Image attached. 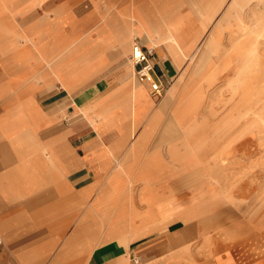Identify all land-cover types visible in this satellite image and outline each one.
<instances>
[{
  "label": "crops",
  "instance_id": "1",
  "mask_svg": "<svg viewBox=\"0 0 264 264\" xmlns=\"http://www.w3.org/2000/svg\"><path fill=\"white\" fill-rule=\"evenodd\" d=\"M160 1L98 0L91 20H48L38 54L35 33L0 28V264H264L223 230L179 221L227 201L179 172L216 162L178 137L203 117L215 136L229 105L236 121L244 103L257 109L258 0L209 14V0H167L183 4L167 18ZM134 42L153 49L160 96L135 74Z\"/></svg>",
  "mask_w": 264,
  "mask_h": 264
},
{
  "label": "rangeland",
  "instance_id": "2",
  "mask_svg": "<svg viewBox=\"0 0 264 264\" xmlns=\"http://www.w3.org/2000/svg\"><path fill=\"white\" fill-rule=\"evenodd\" d=\"M91 1L96 3L98 0H0V28H2L1 31L7 32L13 30L23 34L35 33L34 39L38 54V47L44 44L45 22L48 20H91L92 6L88 4ZM257 4H259V14L264 17V0H258ZM202 5L201 3L199 8L203 7ZM101 6L106 10L107 2ZM254 22V29L252 30V26L249 25V30L250 35L254 37V46L258 41L260 48V95H258L257 109L254 106L252 111L250 105L247 106L244 103L245 111L239 114V118L243 119L242 124L239 122L241 118L237 120L238 122L235 120L233 105L228 106V114L224 118V110L220 109L217 116L221 113L222 119L218 120L217 125L209 131L215 133V136L202 135L204 140L196 147L200 148L198 154L201 156L211 153L210 157L216 164L227 163L226 170L229 180L233 183L238 182L233 197L241 203L232 208L230 198H227V201L217 209L218 213L220 210L223 211L221 213L223 218H227V222L219 229L229 235L242 234V248L248 245L250 247L259 246L264 250V20H254ZM243 26L246 27V25ZM48 27L52 29L57 26L54 24ZM39 57L37 55V59ZM4 63L7 70L11 68L6 60ZM195 122L206 124L207 119L203 117L202 120H195ZM206 125L202 132L206 130L205 128H209V124ZM235 157L238 162L233 159ZM206 186H200L199 193H214L222 190L218 185ZM194 240H192V245Z\"/></svg>",
  "mask_w": 264,
  "mask_h": 264
},
{
  "label": "bare ground",
  "instance_id": "3",
  "mask_svg": "<svg viewBox=\"0 0 264 264\" xmlns=\"http://www.w3.org/2000/svg\"><path fill=\"white\" fill-rule=\"evenodd\" d=\"M165 1L167 0H162L160 1V3L162 4V6H160V8L158 9V12L164 15V18H167L166 16L168 15V17H170L172 14L177 13L181 8H182V3H174L173 7H169L168 3H166ZM175 1V0H174ZM222 0H209L208 1V5L207 7L205 6V4H203L202 6L204 7H200L198 8L199 11H203L205 10L206 13H213L218 9V6L220 5ZM171 2V1H170ZM204 2V1H203ZM172 3V2H171ZM89 5H97V3L95 2H89ZM159 4V3H157ZM158 6V5H157ZM102 7V6H101ZM167 7H169L167 9ZM191 11V10H190ZM206 50V49H205ZM17 68V67H15ZM36 108V107H35ZM37 109V108H36ZM11 112V111H10ZM35 112V111H34ZM37 112V111H36ZM4 113V112H3ZM4 115V114H3ZM8 117V116H7ZM1 118V117H0ZM3 118V116H2ZM5 118V117H4ZM7 120V119H6ZM21 121V120H19ZM2 122V120H1ZM2 124V123H1ZM207 124V123H206ZM206 124L202 123V122H193L191 123L189 126H187L186 128H184V130H181L179 141H183L184 144H188V146H190L191 148H193V150H195L196 152V158L195 160H198L200 158V154H198V146L203 140V136L201 135L202 130H204V127L207 126ZM21 125V124H20ZM25 125V123H24ZM2 126V125H0ZM19 126V125H18ZM28 126V124H27ZM34 126V125H33ZM5 127V126H4ZM7 127V126H6ZM12 128V127H11ZM206 129V128H205ZM9 130V129H8ZM177 130L174 131V134L177 135ZM194 133V136L192 135ZM247 133V132H246ZM244 133H242L243 135ZM29 136V135H28ZM176 137V136H175ZM30 140V138H29ZM33 142V141H32ZM35 144V143H34ZM32 145V144H31ZM230 147V146H229ZM200 151V150H199ZM205 152V151H204ZM223 155V153H222ZM221 156V155H219ZM222 157V156H221ZM220 157V158H221ZM225 157V156H224ZM223 157V159H224ZM220 158H219V162H220ZM228 158V157H227ZM235 159V161L238 162V160H236L237 158H233ZM186 160V159H185ZM191 160V158L189 159ZM218 162V163H219ZM226 162V161H225ZM234 162V161H233ZM168 163V162H167ZM171 163V162H170ZM225 163L222 164H216L215 167H212L211 169H200V168H195V169H191L189 167H184L182 169H180V173L184 174V173H188L190 177V181H194V182H199L201 180V178L203 179H209L211 181H213L215 183V185H218L219 187L222 188L221 192L225 193L226 198H230V203L232 204L230 207L235 208L237 206L238 203H241L240 201H236L233 197V192L234 190H236V181L235 183L231 182L229 180V174L227 173L226 167H222ZM222 165V166H220ZM238 167V166H237ZM173 169V168H172ZM234 177V176H233ZM235 178V177H234ZM246 180V178H245ZM244 180V181H245ZM193 184V183H191ZM188 185V184H186ZM185 185V186H186ZM241 185V184H240ZM239 185V186H240ZM179 186V185H178ZM181 187H183L184 185H180ZM206 186V185H205ZM145 189H147L149 186L145 185L144 186ZM133 188V187H132ZM178 188V187H177ZM207 189V186H206ZM205 190V189H204ZM203 190V192H204ZM206 192V191H205ZM198 194V193H197ZM200 195L203 193H199ZM205 194V193H204ZM256 194V193H255ZM257 195V194H256ZM201 197V196H200ZM222 198H224L223 196H221ZM198 198V197H197ZM212 199V198H211ZM201 200V199H200ZM221 200V199H219ZM219 200H208L207 198L205 200H201L199 201L197 204V206L195 207L196 210L194 211H184L181 212L179 221L182 224H188L194 222L196 225H202L204 227H210V229H215V230H219V228H221L226 222H227V218H223L220 213H218V208H220V206H222L223 201H219ZM225 200V199H224ZM249 201V200H248ZM250 203V202H249ZM228 205V202L226 203ZM226 205V206H227ZM249 205V204H248ZM163 207V206H162ZM192 207V206H191ZM190 209V208H189ZM188 210V209H187ZM217 211V212H216ZM191 213L193 212L195 214V216L193 217H189V218H185L187 219L186 221H184L182 219L181 216H183L184 214L187 213ZM184 217V216H183ZM170 219V218H169ZM226 220V221H225ZM242 234L240 235H229L228 233H222V236L225 237L228 241H240L242 239L241 237ZM243 241V240H242ZM206 243V242H205ZM205 246V245H204ZM249 250H253L256 254V256H264V250L262 247H250V246H246ZM203 248V245L201 246V249ZM206 248V246H205ZM208 248V247H207ZM200 249V250H201ZM188 251L189 248L186 247L185 249H182L183 251Z\"/></svg>",
  "mask_w": 264,
  "mask_h": 264
},
{
  "label": "built area",
  "instance_id": "4",
  "mask_svg": "<svg viewBox=\"0 0 264 264\" xmlns=\"http://www.w3.org/2000/svg\"><path fill=\"white\" fill-rule=\"evenodd\" d=\"M153 49L144 48L138 42H134L131 52V61L135 66V74L142 82H149L154 95L160 96L163 88L155 77V66L152 62ZM136 264L139 260L135 261Z\"/></svg>",
  "mask_w": 264,
  "mask_h": 264
}]
</instances>
